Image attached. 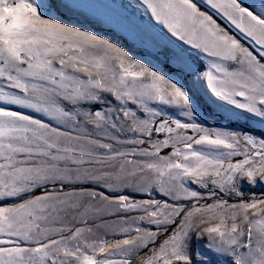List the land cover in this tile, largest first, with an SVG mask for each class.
I'll list each match as a JSON object with an SVG mask.
<instances>
[{
  "label": "snow or ice",
  "instance_id": "6c2138e0",
  "mask_svg": "<svg viewBox=\"0 0 264 264\" xmlns=\"http://www.w3.org/2000/svg\"><path fill=\"white\" fill-rule=\"evenodd\" d=\"M0 264H264V0H0Z\"/></svg>",
  "mask_w": 264,
  "mask_h": 264
}]
</instances>
